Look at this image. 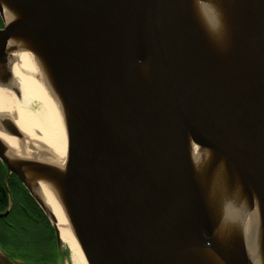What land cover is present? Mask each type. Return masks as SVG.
Here are the masks:
<instances>
[{
  "label": "water",
  "instance_id": "1",
  "mask_svg": "<svg viewBox=\"0 0 264 264\" xmlns=\"http://www.w3.org/2000/svg\"><path fill=\"white\" fill-rule=\"evenodd\" d=\"M197 1L0 0V86L13 76L7 47L23 40L69 126L65 171L11 164L0 139L6 185L12 173L21 180L61 247L57 218L22 167L56 188L89 264H204L197 254L206 250L220 264H253L233 208L254 214L264 264V0L213 4L229 24L219 38L196 19ZM1 125L35 151L15 121ZM190 142L221 162L206 195ZM0 264L14 263L0 251Z\"/></svg>",
  "mask_w": 264,
  "mask_h": 264
},
{
  "label": "bare ground",
  "instance_id": "2",
  "mask_svg": "<svg viewBox=\"0 0 264 264\" xmlns=\"http://www.w3.org/2000/svg\"><path fill=\"white\" fill-rule=\"evenodd\" d=\"M227 1L199 0L192 7L196 19L204 20L208 30L214 33L213 36L216 38L227 31L229 24L225 14H221L213 4L224 5L229 3ZM3 7L7 22L15 21L16 16L4 1ZM26 44L23 40H13L6 50L5 61L13 76L8 86H0V139L5 144V153L11 164L32 162L50 165L58 172L65 171L69 134L67 105L46 76L39 55ZM18 92L20 96L17 95ZM4 119L15 121L35 151L25 148L17 138L5 133L1 125ZM189 145L195 178L206 195L205 187L208 183L206 175L210 172L220 175L223 172L219 167L221 162H218V166L214 162L217 153L192 142ZM22 171L34 193L43 200L47 209L55 214L62 241L70 248L73 263L89 264L68 210L56 188L29 167L23 166ZM242 200L245 201L243 198ZM243 215L245 218L243 235L248 252L254 255L253 264H263L254 214L231 209L232 219L243 222ZM222 236L221 232L216 231V243L224 249L227 248V243ZM197 256L204 264H220L209 250L201 251Z\"/></svg>",
  "mask_w": 264,
  "mask_h": 264
},
{
  "label": "flooded vegetation",
  "instance_id": "3",
  "mask_svg": "<svg viewBox=\"0 0 264 264\" xmlns=\"http://www.w3.org/2000/svg\"><path fill=\"white\" fill-rule=\"evenodd\" d=\"M7 174V166L0 159V213L9 210L0 216V251L14 264H61L57 254L63 252L49 218L14 173L6 185Z\"/></svg>",
  "mask_w": 264,
  "mask_h": 264
},
{
  "label": "rangeland",
  "instance_id": "4",
  "mask_svg": "<svg viewBox=\"0 0 264 264\" xmlns=\"http://www.w3.org/2000/svg\"><path fill=\"white\" fill-rule=\"evenodd\" d=\"M1 20V17H0ZM0 22L3 23V21L1 20ZM36 238H39V233L36 231ZM60 250L63 252L62 255L61 254H57V259L60 260L59 263L61 264H74L72 261V257H71V250L70 248L64 244V242L61 243V247H59Z\"/></svg>",
  "mask_w": 264,
  "mask_h": 264
},
{
  "label": "trees",
  "instance_id": "5",
  "mask_svg": "<svg viewBox=\"0 0 264 264\" xmlns=\"http://www.w3.org/2000/svg\"><path fill=\"white\" fill-rule=\"evenodd\" d=\"M2 179V176L0 177V180Z\"/></svg>",
  "mask_w": 264,
  "mask_h": 264
}]
</instances>
